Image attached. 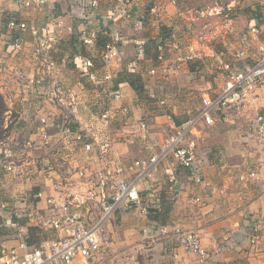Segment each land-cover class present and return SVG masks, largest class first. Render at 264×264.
I'll use <instances>...</instances> for the list:
<instances>
[{
	"label": "crops",
	"instance_id": "crops-1",
	"mask_svg": "<svg viewBox=\"0 0 264 264\" xmlns=\"http://www.w3.org/2000/svg\"><path fill=\"white\" fill-rule=\"evenodd\" d=\"M60 2L61 0H47L38 8L25 9L19 6L17 0H0V95L3 97L6 107L4 114L16 115L14 125L20 122L21 144L25 140L33 138L31 132L36 131L39 126L34 116L36 103L27 94L26 85L28 78L37 76L39 70L43 69L41 64L35 60L34 53V48L38 46L39 42L37 38L43 34L52 38V48L48 50L47 56L55 64L51 73L53 79L71 89L79 100L78 112L77 115L75 114L76 121L83 123L88 120L91 114L99 109L101 103L102 88L89 82L86 77L81 76L76 64H78L79 58L88 57L93 60L96 68H98L101 52L107 43L105 37L98 33L96 45L93 49L81 45L78 35L83 28L80 20V11H83V9L75 7L71 3L72 1L68 0L69 11H59ZM73 2L76 1L73 0ZM131 2L132 0L130 1V7L132 6ZM230 2L232 4L229 5L228 9L230 12L232 10V14L234 10H241L237 7V0H231ZM243 2L247 6L242 12L248 20L243 28L234 27L229 29L232 30L230 40L233 39L232 45H235L232 49L233 52L238 50L237 40L241 38L242 34H246L247 49L250 50V55L258 54L260 48L264 49V0H256L257 3L254 4L250 0H243ZM137 6L138 3H135L132 9H136ZM232 6L237 9H233ZM149 10L151 13H148L147 16L150 17L155 12V7ZM157 10L160 17V21H158L160 26H163L161 21L164 20L163 18L167 17L168 20L174 22L177 16L182 15L186 18L188 14V12L185 13L186 15L179 13L171 3L165 10L161 8ZM100 13L106 14L103 11H100ZM8 18L26 22L28 25L26 33L22 35L16 30L9 31L5 27ZM117 18L115 17L113 25L122 37H137L145 45V58L140 63V67L142 69L151 68L155 64V46L161 39L160 29L153 28L156 22L150 23V25L152 24L151 28L145 25L144 29L138 32L131 29L128 22ZM231 22L232 20H229V24ZM172 23L165 24L168 28H172ZM184 24L186 28L189 25H186L187 22H184ZM252 26L256 27L257 32L252 33L249 31ZM33 31L36 33L35 35ZM218 34L219 31L215 28L210 30L208 34H204V38L198 41L193 39L187 41L186 39L184 41V47L186 48L184 49L191 47L197 50L203 59H212L214 64V61L218 60V56L224 51L218 50L216 41L212 40L216 39ZM16 42L22 43L21 50L18 52L13 50V44ZM133 58L134 48L132 45H118L117 61L112 68L113 89L120 92V98L115 101V104L127 108L130 117L129 123L135 124V127H137L139 121L145 122L149 135L146 140L136 138L133 145L126 144L123 140V142L114 144L107 156L109 160L125 161L152 154L168 133L172 120L177 124L179 123L176 120L177 114L192 112L195 108L193 101L198 98L201 103V95L211 87V80L197 76L198 70L204 69L202 58L190 63L177 76L167 80H162L160 77L152 78L147 75L140 77L137 74L138 72L130 73L128 65ZM132 75L139 77L142 92L135 91L129 85L128 81ZM179 86H185L186 90H190L186 99L188 104L184 107H180L165 92L167 87L176 88ZM151 95L155 98H151ZM143 96L145 100L142 99ZM159 97L166 101L165 110L161 111L157 105V98ZM46 106L50 108L51 104L47 103ZM219 126L230 127L225 123ZM11 127L12 125L9 128ZM201 127L202 131L210 129ZM12 138L9 135L7 141L11 147H13ZM238 139L241 140L240 146H243L242 142L247 140L248 145L257 143L248 136L243 140L241 137ZM6 146L8 147V145ZM223 146L225 147V145ZM0 150L3 151L4 149ZM206 150L208 149H202V151ZM257 150L255 149V151ZM24 152L25 157L21 159L22 163L19 168L20 174L15 173L16 171L6 172L0 163V254L2 250L16 248L20 242L26 243L28 247H33L55 240L61 234L52 229L39 227L37 217L50 214V210L45 204L46 197H56L64 193L62 187L52 186L46 175L52 176L58 182L60 176L66 175L69 166L66 167L62 162L63 159L58 157L53 158L44 155L34 160V157L31 158V150ZM258 152L260 155H254L252 149L248 148V150L243 149L241 152L243 157L239 161L235 156L229 157L231 162L236 161L238 166H243V169H248L246 165L254 162L259 157L260 162H256L258 163L257 179L248 181L246 185L239 182L240 173H235V171L231 173L227 169L225 171L224 161L213 156L214 154L211 151L208 158L206 157L207 154H203V174L209 187L198 189L202 195V204H191L189 196L191 182L185 177L184 172L179 170L178 175L184 186L179 199L171 208L164 207L161 211L150 213L146 223L178 224L184 229L193 230L198 234L202 247L211 255L213 264H264V231L260 239L261 253L257 256L246 252L247 241L245 238L242 239V243L238 242V236L244 234L245 221L248 217H264V149L258 150ZM41 154H43V151ZM80 156L78 155L79 159L83 160L84 158ZM230 161L226 159V165L232 167ZM83 165L88 169L89 167L92 169L102 168V162L95 159L84 161ZM50 169L54 173H50ZM6 177L12 178L10 179L11 182L13 179L15 181L8 183L9 185L3 183V179ZM17 178L20 182L16 181ZM70 178L76 179V177ZM223 185L224 193L221 192ZM163 187L164 173L162 165H159L150 179L146 181L144 188L151 195H154L162 193ZM39 192L41 198L37 197ZM6 194H10V200L3 199L2 195ZM17 194L20 195L17 196ZM146 223L140 212L120 210L105 225L110 243L107 252L102 256L98 255L87 259L77 258L70 264H188L191 257L186 256L182 250H178L179 259L174 260L170 255L161 252V244H151L145 240L140 229Z\"/></svg>",
	"mask_w": 264,
	"mask_h": 264
},
{
	"label": "built area",
	"instance_id": "built-area-1",
	"mask_svg": "<svg viewBox=\"0 0 264 264\" xmlns=\"http://www.w3.org/2000/svg\"><path fill=\"white\" fill-rule=\"evenodd\" d=\"M46 1L17 0L19 6L25 9L38 8ZM77 2L83 9L80 14L83 28L78 35L81 45L95 48L98 33L107 42L101 52L98 68L88 57L79 58L76 64L81 76L102 88L101 103L88 120L83 123L76 121L78 98L71 89L55 81L51 74L55 64L48 58L47 52L52 48V38L46 34L38 37V46L34 48L35 60L43 69L39 70L37 76L28 78L26 86L27 94L36 103L34 116L39 126L32 133L33 138L23 142L22 148L42 149L46 155L61 158L63 164L69 166L66 175L56 178L58 182L46 175L52 186L62 187L64 193L46 197L45 204L50 214L37 217L39 227L61 234L57 239L38 246L28 247L26 243L20 242L14 249L2 250L0 264H70L77 258L104 255L110 244L105 225L117 212L138 211L146 223L150 213L161 211L164 207H173L184 189L178 175L179 170L191 182V204H202V195L198 189L208 188L209 184L203 174L204 159L198 151L199 143L194 135L196 129L200 126L213 127L217 123L234 122L229 111L238 115L251 91L264 87V49L260 48L257 56H250L247 36L242 34L239 39L241 47L233 54V60L221 62L219 66L220 75H223L221 85L213 91L211 87L204 91L201 106L188 112L184 120L178 124L172 120L167 135L152 154L125 161L109 160L107 156L114 144L124 141L133 145L136 138L146 140L149 135L145 122L139 121L135 127V124L129 123L127 108L115 104L120 98V92L113 89L112 68L117 61L118 45L133 46L134 58L129 62L128 68L130 73L138 72L140 77L147 75L167 80L202 57L190 47L178 50L172 59H168L160 40L155 46V64L149 69H142L140 63L146 53L144 43L137 37H122L113 25L115 17H118L117 19L131 23L135 31L144 29V17L135 16L130 11V1L120 0L115 11H106L105 15L100 13L98 0ZM204 15L205 13H200V16ZM5 27L9 31H19L22 35L28 30L26 22L15 18H8ZM249 31L255 33L257 29L252 26ZM33 34L36 33L33 31ZM21 45L20 42L14 43V52L20 51ZM151 98L155 96L151 95ZM47 103L51 104L50 108L46 106ZM157 105L161 111L166 109V101L161 97L157 98ZM4 129H7V124ZM247 136L264 145L263 114L256 113L249 120ZM5 137L4 142L0 141V146L8 144L9 134ZM0 155L3 169L15 172L11 151L1 150ZM78 155L84 159L80 160ZM93 159L100 160L102 168L88 169L83 165L84 161ZM159 165H162L164 173L163 192L151 195L144 185ZM238 171L239 182L244 185L257 179L256 167L247 170L238 168ZM50 173H54L52 169ZM221 192L224 193V185ZM37 197H42L40 192ZM263 231V216H250L245 221L244 234L238 236V242L242 243V239H246L245 250L248 254L257 256L261 253L260 239ZM140 232L151 244H161V252L174 260L179 259L178 250H182L186 256L191 257L188 264H213L211 255L202 247L198 234L193 230L184 229L178 224L146 223Z\"/></svg>",
	"mask_w": 264,
	"mask_h": 264
},
{
	"label": "rangeland",
	"instance_id": "rangeland-1",
	"mask_svg": "<svg viewBox=\"0 0 264 264\" xmlns=\"http://www.w3.org/2000/svg\"><path fill=\"white\" fill-rule=\"evenodd\" d=\"M71 1H72L71 3L75 7L77 8L80 7L77 0L76 2H73V0ZM98 1H99V10L103 12H106V11L114 12L115 7L117 4H119L120 0H98ZM125 1H131V0H125ZM230 1L231 0H132L131 2L132 6L130 9H132L135 3H138V6L136 9H132L133 11L132 10L130 11L133 14H135V16L136 15L143 16L145 20V25L150 28L152 27L151 26L152 24L150 25V23L156 22L153 25L154 26L153 28L160 29V34H161L160 40L162 41L164 53L166 55V58L168 59H172V57L175 55V53L178 50H182V49L185 50L184 48L186 47H184L185 45L184 41L186 39L187 41H190L191 39L198 41L199 39L204 38V34H208L210 30L217 28L219 31V34L216 36V39H212V40L216 41L217 43L216 48H218V50H224V51H222L220 56H218L219 59L218 60L216 59L214 61V64H213L212 59L202 58L203 60L202 67H204V69L202 70L199 69L197 72L198 73L197 76L201 77L202 79L205 78L206 80H211V88L213 91V89H217V87L221 85L222 80H223L222 79L223 75L222 74L220 75L221 71L219 70V67H218L219 63L221 61L222 62L232 61L233 54L237 51L236 50L233 52L232 47H234L235 45H232V42H234V40L233 39L230 40L232 30L230 31L229 29L234 28V27L243 28L248 20V18L245 17L244 13L242 12L243 9L247 6L246 4H244L243 0H237V7H239L241 10L232 6L233 9H237L236 11L234 10L233 14H232V10L230 12V10L228 9L229 5L232 4ZM250 1H253L251 2L253 4L257 3L256 0H250ZM60 3L61 4H60L59 11H65V12L66 10L69 11L68 0H61ZM170 3L176 7L179 13L185 14L188 12L187 15L185 14L187 17L185 18L182 15L177 16L174 22L172 20L170 21V19L168 20V18L166 17V18H163L164 20H161L163 22V26H160V24H158V21H160V17L158 16L157 9L161 8L165 10ZM154 7H155V12L152 13L153 15H151L150 17L147 16L148 13H151L149 9L154 8ZM201 12L205 13V15L200 16ZM215 13H218V14H215ZM229 20H232L231 24H229ZM169 22L171 23L173 22L171 26L172 28H168L167 25L165 24ZM184 22H187L186 25L189 24L187 28ZM128 24L131 25L130 28L132 29L133 28L132 24L131 23H128ZM205 25L206 27H204ZM81 26L83 25L81 24ZM176 27L178 28L176 29ZM237 44L239 47L238 49H240L241 43L239 39L237 40ZM247 50H248V53L251 54L250 50L249 49ZM194 51H197V50H194ZM257 55L258 54L256 53L250 56L254 57ZM208 60H210L211 63ZM162 80H165V79H162ZM184 89H185V86H179L176 88L167 87L165 92L180 107H184L185 105L188 104L186 99L188 97V92H190L189 89L187 90L185 89V91H183ZM142 99L145 100V97L143 96ZM193 102L195 104L194 106L195 108L199 107L201 104L198 98L196 99V101L194 100ZM242 106L244 107L242 108L241 112L238 113V115H235L237 113H234L233 111H232L233 113L229 111V114L233 115L232 120L234 121V122H227L228 125H231L230 127L229 126L228 127L219 126L217 128L202 131L201 129L202 127L200 126L196 129L194 135L197 139L196 142L199 143L200 145V148L198 149L200 156L203 157V154L204 155L207 154L206 157L208 158V156L210 157L209 152L211 151L212 154H214L213 156L218 157V159H221L224 161V163H227L226 159L230 161L229 157H234V156L237 157V160L239 161V159L243 157L241 156V152L243 151V149L248 150V148H250L252 149V152L254 153V155H260L258 150H263L264 146L259 145L258 143H254V145H248L249 144L248 140L242 142L243 146H240L239 143L241 140L238 138L241 137L242 140L244 138L246 139L247 124L249 123V120L252 119L256 113L257 114L260 113L264 115V87L263 88L258 87L256 89H253L251 91V94H249V97L243 102ZM195 108H193L194 109L193 111H195ZM187 116H188L187 113L180 112L177 114L176 120L178 122H181ZM16 118L17 117L14 114L13 115L12 114L8 115L7 113L4 114L3 124L0 126V141L4 142V139L6 138L5 135L9 134L10 137H13L12 138L13 147H11L10 144H7L8 147L6 145L5 146L1 145L0 149L2 148L9 149L11 151V153L13 154L12 160H13L15 171H16L15 173H19L20 172L19 168L22 163L21 159L25 157L24 151H26V149L22 148V144L20 142L21 135H22L21 129L19 127L20 122L16 123L15 125L13 124L16 121ZM5 124H7L8 131L7 129L6 130L4 129ZM10 125H12L11 128H9ZM34 132L35 131H32L31 133H34ZM237 139L238 141H236ZM223 145H225V147ZM203 148H206L208 150L202 151ZM255 149H258V150L255 151ZM42 151H43V154H41ZM31 155H32L31 156L32 159L33 157L35 158L34 160H36L39 156L41 157L44 155L46 157L49 156L45 154L44 150H38V149H31ZM257 161L260 162L259 157L255 159V161L252 163H249L247 161L246 163L247 164L249 163L248 165H246L248 166L247 168H253V167L258 168V163H256ZM230 163H232V166L238 164L236 161H233V162L230 161ZM34 165L35 163L33 164V166ZM33 166H32V169H33ZM237 166L230 168L227 164V166L224 165V169L225 171L226 169L228 171H231V173H234V171L235 173H238V168L241 170H247V169H243V166L242 167L238 166L236 170L235 167ZM5 179L6 181H4ZM10 179L12 178L10 177L4 178L3 183L10 184L15 181V179H13L11 182ZM16 181L20 182L19 178H17ZM18 195L20 194H17V196ZM9 196L10 194L2 195L3 199H7V200H10Z\"/></svg>",
	"mask_w": 264,
	"mask_h": 264
},
{
	"label": "trees",
	"instance_id": "trees-1",
	"mask_svg": "<svg viewBox=\"0 0 264 264\" xmlns=\"http://www.w3.org/2000/svg\"><path fill=\"white\" fill-rule=\"evenodd\" d=\"M128 83L135 91H137V92L142 91V85L140 83L139 77L132 75L131 78L129 79ZM5 111H6V107H5L4 102H3V97L0 95V126L3 124ZM220 124H223V123H217L213 127L216 126L215 128H217V127H219ZM225 124H228V123H225ZM213 127H205V128L211 129Z\"/></svg>",
	"mask_w": 264,
	"mask_h": 264
}]
</instances>
